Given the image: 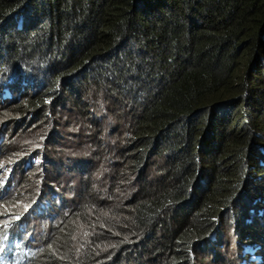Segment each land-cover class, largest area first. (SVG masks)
I'll return each mask as SVG.
<instances>
[{"label":"trees","instance_id":"trees-1","mask_svg":"<svg viewBox=\"0 0 264 264\" xmlns=\"http://www.w3.org/2000/svg\"><path fill=\"white\" fill-rule=\"evenodd\" d=\"M94 96L129 120L127 169L103 191L84 174L29 264H204L225 229L264 264V0H0V129L89 115ZM155 157L156 185L118 200ZM13 215L0 201V223Z\"/></svg>","mask_w":264,"mask_h":264},{"label":"rangeland","instance_id":"rangeland-1","mask_svg":"<svg viewBox=\"0 0 264 264\" xmlns=\"http://www.w3.org/2000/svg\"><path fill=\"white\" fill-rule=\"evenodd\" d=\"M94 97L96 102L92 100L86 103L89 105V115L82 116L77 110L67 109L65 112H60L56 121L50 126H45L44 123L37 121H29L28 124L18 126V128L16 125L12 126L10 133L0 129V135H2L0 151L2 154L4 150L5 155V148H9L16 152V156H21V159L15 161L5 158L3 155L4 159L0 160L1 171H4L6 176L14 178V183H10L11 186L19 180H21L20 185L32 181L35 188L38 185L36 195L39 192L45 193L48 201H52L55 195L61 196L60 192L52 193L56 188H61L64 194H68L67 200L71 202L75 201L77 195L83 192L82 176L84 174L85 177L93 178L94 185L100 187L99 191H103L105 186L114 182V173L118 166H124L127 169V159L123 157L126 153L125 138L127 135L123 130H127L129 127V120L119 123V118L114 114L113 103L107 102L101 96ZM123 105L117 104L121 107ZM98 130L100 132L97 133ZM32 154H35L41 164L35 172L40 171L42 175L52 177L48 184L43 180H38L37 175L30 172L32 166L25 170L24 162ZM163 159V157H155L150 160L149 167L147 166L148 168L143 170V175L140 173L136 176L127 174L128 178L124 180V183L121 182V187L118 188V200L134 199L139 191L140 183L143 181H147L149 186L156 185L162 176L160 166ZM17 189L20 191L19 186L6 190L4 199L7 200V209L24 213V215L29 214L31 207L28 206V201L24 198L30 196L31 190L28 188L20 195ZM12 192L14 194L10 196L14 198L8 199L9 195L6 194ZM17 194L19 196H16ZM100 197L112 202V199L107 198V195ZM71 205L72 203L65 207ZM65 207L63 208L65 209ZM35 216L37 214L32 211L27 218L26 225L19 226L18 231L24 233L28 230V237L31 236L32 239L39 240L42 234L49 230L51 215L36 219ZM82 234L83 232L77 236ZM216 243L217 245L208 251L205 261H203L204 264H219L222 262L219 261L221 257L226 260L227 264H247L248 261H239L238 256L236 257L235 237L232 230L225 229Z\"/></svg>","mask_w":264,"mask_h":264},{"label":"clouds","instance_id":"clouds-1","mask_svg":"<svg viewBox=\"0 0 264 264\" xmlns=\"http://www.w3.org/2000/svg\"><path fill=\"white\" fill-rule=\"evenodd\" d=\"M2 92H4L3 98L5 100L9 101L13 98V92H11L8 88H4ZM1 140L2 138H0V142ZM36 158L30 156L29 159L24 162L25 170L30 169L32 164L37 163ZM0 172L3 173L4 171L0 170ZM13 181V177L6 176L5 174L0 180V189H4L0 195L2 198L0 201L6 208L7 200L4 199L6 190L10 188L13 189L16 186L17 188L19 186L21 189V180L17 181L14 184L15 186H11L10 183ZM49 185L52 186L51 184ZM17 190L20 192L19 189ZM57 192H60L61 196L55 195V198H53L52 201H48L47 195L45 193L41 194V192L37 195L35 194L33 197L29 196L28 198H24L22 196L28 201V206L31 207L29 214L32 213V211L34 214H37L35 219L51 215L49 230L47 233H43L39 240L32 239L31 236L28 237V230L24 233L18 231L19 226L26 225L29 214L24 215V213L16 212L18 215H13V217L7 216L1 220L5 222L0 223V264H29L33 259L42 254V242L52 234V227L58 223L60 216L71 212L76 201L72 200L69 202V200H67L68 194H64L61 188H56L52 191V193ZM21 193L23 192L18 194L22 195ZM11 194L14 193L12 192L6 194L9 195L8 199L14 198L10 196ZM18 194L16 196H19ZM70 203H72V205L66 208L65 206ZM63 207H65V209ZM11 211L15 212V210Z\"/></svg>","mask_w":264,"mask_h":264},{"label":"bare ground","instance_id":"bare-ground-1","mask_svg":"<svg viewBox=\"0 0 264 264\" xmlns=\"http://www.w3.org/2000/svg\"><path fill=\"white\" fill-rule=\"evenodd\" d=\"M138 206H139V204H138ZM102 208H104V207H102ZM100 209V208H99ZM137 209V208H136ZM86 216V215H85ZM81 217H83V216H81ZM86 220V219H85ZM88 223V222H87ZM90 223V222H89ZM116 225H117V223H115ZM97 227V226H96ZM91 228V227H90ZM251 230V229H250ZM108 231V230H107ZM109 232V231H108ZM256 233V232H255ZM109 234V233H108ZM97 235V234H96ZM95 235V236H96ZM101 235V234H100ZM104 236H105V234H104ZM94 238V237H93ZM102 238H103V236H102ZM251 238V237H250ZM98 240H99V238H98ZM95 241V240H94ZM87 246H88V244H87ZM250 256V255H249Z\"/></svg>","mask_w":264,"mask_h":264}]
</instances>
